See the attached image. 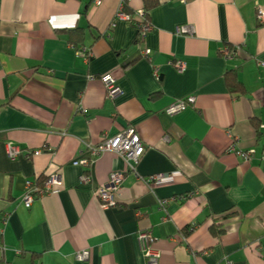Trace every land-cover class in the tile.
I'll return each mask as SVG.
<instances>
[{
	"label": "crops",
	"instance_id": "obj_1",
	"mask_svg": "<svg viewBox=\"0 0 264 264\" xmlns=\"http://www.w3.org/2000/svg\"><path fill=\"white\" fill-rule=\"evenodd\" d=\"M118 6L0 0V218L8 214L0 264H146L137 242L145 228L158 264H264V0H131L123 10L148 8L140 40L132 22L114 18ZM180 24L191 30L176 32ZM226 45L240 49L226 57ZM107 71L122 89L114 98L98 77ZM191 93L193 104L165 112ZM129 123L145 149L137 175L126 170L116 204L103 208L96 189L126 168L124 159L109 150L89 166L73 159ZM8 141L20 147L14 157ZM252 148L248 159L238 153ZM49 172L59 176L58 191L25 207V182ZM172 172L174 180L153 188L143 181ZM83 249L89 258L77 260Z\"/></svg>",
	"mask_w": 264,
	"mask_h": 264
},
{
	"label": "built area",
	"instance_id": "obj_2",
	"mask_svg": "<svg viewBox=\"0 0 264 264\" xmlns=\"http://www.w3.org/2000/svg\"><path fill=\"white\" fill-rule=\"evenodd\" d=\"M101 0H94L96 4L100 3ZM131 0H119V6L115 11L114 18H123L132 22L137 28V39L140 40L145 34L146 30L150 28V21L148 18V12L143 7L135 9L133 12H127L123 10L126 3ZM258 18L261 23H264V8L259 7ZM188 24L177 25L175 31L178 33L190 31ZM240 49L239 45L231 46L226 45L222 49V53L226 57L235 55ZM78 52L84 54L86 57L89 56L90 52L88 48L82 46L78 48ZM150 49L144 47L141 49V54L148 56ZM173 65L177 70L181 71L185 67V62L181 58H175L172 60ZM259 63L264 66V61L259 60ZM153 75L158 79L160 77L157 66H153ZM94 74H90L89 78H93ZM102 81L106 95L110 98L116 97L121 92V87L117 83V77L112 72H104L98 75ZM195 101L194 94H187L182 97L175 98L171 103L165 107V112L168 114L175 113L184 109L187 105L193 104ZM83 107L79 106V111H83ZM262 130L264 132V122L262 123ZM164 139H168L165 135ZM88 153L73 159L75 164L89 166L93 159L103 151H113L121 156L126 164L125 169L111 170L108 174L107 181L96 189V196L99 199L100 206L110 207L116 204V194L119 192L122 180L124 178V172L126 170L136 174V163L145 149V143L141 139L139 133L136 130L134 124L129 123L122 127L118 132L110 135L104 132L101 139L96 143L86 144ZM234 148V144L231 145ZM20 151V147L12 141L6 143V154L9 157H14ZM40 149H34V153H38ZM254 152V149L249 150H238L244 158L248 159L250 154ZM137 175V174H136ZM177 174L172 173H155L144 176L143 181L147 183L149 188H153L156 185L163 183L164 181L174 180ZM80 181L83 183L89 182V176L86 172L81 173ZM61 184L59 176L56 172H49L46 174L44 182L40 185L39 183L26 181L24 186V192L21 197V202L25 207H30L34 198L40 197L46 193H56L58 186ZM196 193V192H195ZM193 195L189 193L187 195H180L177 197H170L158 200V206L160 209H164L165 205L170 201L185 200ZM7 213H3L0 218V258L5 250V245L1 242V237L4 234L5 225L7 223ZM155 238L153 237L150 229H140L137 233V242L141 253L143 254L146 264H158L160 253L159 250L152 246ZM77 260H87L89 258V251L83 249L75 253Z\"/></svg>",
	"mask_w": 264,
	"mask_h": 264
},
{
	"label": "trees",
	"instance_id": "obj_3",
	"mask_svg": "<svg viewBox=\"0 0 264 264\" xmlns=\"http://www.w3.org/2000/svg\"><path fill=\"white\" fill-rule=\"evenodd\" d=\"M146 9L148 10V8H146ZM226 78L230 84H232V83L235 84L236 88L237 87L240 89L242 88L241 81L239 80L238 75L235 71H228ZM45 178H46V175L40 176V178L38 179V183L41 185L44 182Z\"/></svg>",
	"mask_w": 264,
	"mask_h": 264
}]
</instances>
